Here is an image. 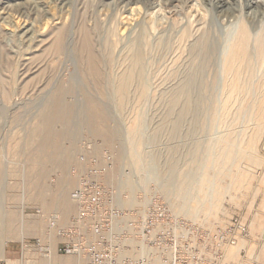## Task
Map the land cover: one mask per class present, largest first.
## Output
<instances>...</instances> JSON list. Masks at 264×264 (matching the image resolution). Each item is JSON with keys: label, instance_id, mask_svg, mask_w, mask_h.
<instances>
[{"label": "rangeland", "instance_id": "rangeland-1", "mask_svg": "<svg viewBox=\"0 0 264 264\" xmlns=\"http://www.w3.org/2000/svg\"><path fill=\"white\" fill-rule=\"evenodd\" d=\"M221 17L214 0H0V243L5 249L23 246V259L18 253L12 264H46L33 241L45 231L46 218L59 212L44 208L40 196H50L64 177L71 179L65 201L73 213L60 224L67 225L75 215L70 194L77 179L72 170L80 168L76 158L83 143L98 153H114L116 173L132 170L120 155L129 150L140 154L144 164L147 156L158 155L161 166L166 162L175 167L177 177L202 176V185L212 184V206L203 202L197 186L194 201L205 205L197 221L211 213L221 226L240 216L249 238L238 246L264 264V97L254 100L224 85L221 58L232 28ZM28 28L30 34H25ZM205 32L216 41V56L203 70L202 102L198 113L184 121L180 137L171 140L167 122L172 119V93L197 63L189 49ZM63 33L65 48L58 54L54 44ZM87 36L94 42L98 69L88 61L89 53L80 50ZM133 49L142 59L146 89L132 84L120 107L117 83L129 69ZM95 103L109 110L105 125L118 130V140L107 142L92 122ZM54 107L61 108L55 117L50 116ZM69 109L80 112L65 117ZM50 122L53 139L43 151L41 140ZM141 122L145 140L141 146L131 141L126 145V131L131 135ZM148 135L159 136L151 142ZM226 150L235 155L223 156ZM147 189L148 197L156 191L152 184ZM57 242L53 235L51 246ZM240 251L227 262L249 264ZM3 259L0 253V264H8ZM56 260L73 261L67 256Z\"/></svg>", "mask_w": 264, "mask_h": 264}, {"label": "bare ground", "instance_id": "bare-ground-1", "mask_svg": "<svg viewBox=\"0 0 264 264\" xmlns=\"http://www.w3.org/2000/svg\"><path fill=\"white\" fill-rule=\"evenodd\" d=\"M214 1H215V5L220 10L221 16L227 21H229L228 23L232 28L231 40L228 41L226 47L224 48L223 55L221 58L220 74L222 77V81L224 85L232 87L233 89L232 93L234 92L245 93V96L249 95L250 98L254 100L262 99L264 97V0H258V1L257 0H214ZM244 11H246V13ZM248 11H251V13L254 14L258 13L259 15L257 16V18L248 16L247 15L249 14ZM29 32L30 30L28 28L24 33L30 34ZM93 43L94 42H92V39L89 36H87L85 40L82 42L80 50L89 53L88 61L92 64L94 68L98 69L100 66L99 58L94 54ZM64 44H65V34L63 33L60 34V36L57 38L54 44V52L58 54H62L65 48ZM215 44L216 41L214 40V38H212L209 34L205 32L193 42V44L189 49L192 59L197 60V63L192 64L190 68L185 71V74H183L184 76L182 75L183 78L180 80L177 90L174 93H172V102L168 110L169 116L172 119L167 122V124H169V128L167 130L168 137L171 140H176L177 138L180 137L182 133V125L184 121L187 119L188 115L190 113H193L195 116L198 113V109L202 102V95L199 92V87L203 80V70L208 65L211 66V64L214 62L216 56ZM143 72L144 71H143L142 59L138 51L136 49H133L132 54L130 56L129 69L126 73L120 76L117 83V91L120 99L119 101L120 107L126 101L127 94L132 84L136 83L138 86H140V88L143 91L146 89V81ZM225 96H226V100L230 97L228 93ZM98 103H95L92 106L93 114H94V116L92 117V122L95 123L97 126L98 125L100 126L101 134L107 142L118 140V138H120L118 136L119 133L118 130L108 127L109 125L108 126L105 125L110 118V114L108 112L109 110H107L106 107ZM176 107H179L177 111H175ZM60 109L55 108L52 110V112L50 110L51 112L50 116H54V115L58 116L60 114ZM79 112L80 111L73 112L70 109L66 110L65 117L67 115L68 116L74 114L76 115ZM142 131H143V122L137 125L136 129H134V132L131 135H128L129 133H127L126 131V135H124L126 136V138L124 139L126 145L127 142L130 143L131 141L134 146H141V144L145 140ZM52 133H53V127L51 126V122H50V124L46 129L45 134L43 135L44 136L43 140H41L42 142L41 148L43 151L49 148L50 146L49 144L51 143ZM148 136L146 137V139L152 142L159 135H151L149 137ZM95 152L96 153L99 152V151L97 152V148H95ZM120 155H121V159H126L125 161L130 164V167L132 168L133 171L131 170L127 174H123L121 173V171L119 173H116V168H115V170L112 172L110 176L109 182L111 183V185L115 186V188H117L120 192H123V194L125 195V198L122 199V201L120 202V204L124 208L143 211L148 203L147 186L148 184L149 185L152 184V186L155 187L156 190L155 192H157L162 196V198L165 200L167 204L168 209L174 215L183 217L189 220L190 222H193L194 224L209 228L211 230H216L222 226L219 225L221 223V219H219L216 216L212 217L211 213H205L206 216L202 218L201 222L197 221L199 218H201L198 211H200V209H203L205 207L203 203L196 204L194 201L195 196L193 195V192L197 191V186L200 188L199 191L203 193V198L205 199L203 202H207L208 207L212 206V204L209 203L212 197L211 196L212 184L208 186L202 185L200 183L202 176H197L196 178H194L191 177L193 175L191 176L179 175L180 177H177L176 175L177 171L175 167L171 164L168 163L166 164V162H164V165L161 166L160 160H158L157 158L158 155L156 154L147 156L146 164H144L145 163L144 161L142 163L141 161L142 157L140 158V154H136L134 153V151L128 150L127 152L121 153ZM214 155L215 153L213 152L212 156ZM218 155L219 153L217 154V156ZM230 155H235V154H232L231 151L229 150H226L223 153V156L228 157ZM61 159L60 161L63 162L64 159L63 161ZM114 159H115V155H114ZM232 162L234 163L233 160L230 161V163ZM37 163L40 164L39 162ZM163 166L164 168L165 167L166 168L161 170L160 167ZM40 178L41 177L39 176V180H41L39 181V183L42 189L43 179ZM35 180L33 181L35 182ZM70 184H71V179L69 177H64L59 181V183L56 186H54L55 190L53 189L54 192L50 196L48 195V197H46L45 194L42 195L40 194L41 195L40 199H42L44 208L46 209L53 208V210L56 209L57 212H59L53 214H55L58 217V225L60 227L66 226L60 224V220L65 222L69 218V216L73 213V208L71 206V203L65 201V193L69 190ZM33 186L35 187V185ZM138 193L141 194L140 197L137 196ZM8 207H6L7 210H9ZM21 213L25 216L24 208L22 209ZM21 216L22 215L20 214V220L22 223V227L24 229V222L22 221ZM8 220H9L8 222H11L12 219H8ZM52 236H53V232L49 230L48 227L46 226L45 231L41 234L40 238L42 240H46L47 242H51ZM3 247H4V243H0V253L2 254L4 253ZM240 250L241 248L237 245L236 247L228 251L227 257L229 259L235 257L237 252H239ZM55 258L57 259V256L51 254L47 257H43L41 261H45L46 264H74L73 261H71L70 263H65L56 260ZM33 264H37V262H33Z\"/></svg>", "mask_w": 264, "mask_h": 264}, {"label": "built area", "instance_id": "built-area-1", "mask_svg": "<svg viewBox=\"0 0 264 264\" xmlns=\"http://www.w3.org/2000/svg\"><path fill=\"white\" fill-rule=\"evenodd\" d=\"M76 159L80 168L72 170L77 184L70 194L76 213L65 227L55 214L46 218L58 242L53 248L51 242L34 239V249L43 257L67 256L74 264H233L227 262L228 251L249 238L240 216L211 230L171 213L157 192L143 211L124 208L120 202L125 195L109 182L113 153H96L83 143ZM22 252L23 246L21 259ZM240 255L249 264H260L246 248Z\"/></svg>", "mask_w": 264, "mask_h": 264}, {"label": "crops", "instance_id": "crops-1", "mask_svg": "<svg viewBox=\"0 0 264 264\" xmlns=\"http://www.w3.org/2000/svg\"><path fill=\"white\" fill-rule=\"evenodd\" d=\"M5 249V248H4ZM20 248L19 246H7L4 250V261H6L8 264H12V259L15 258V256L19 253Z\"/></svg>", "mask_w": 264, "mask_h": 264}]
</instances>
